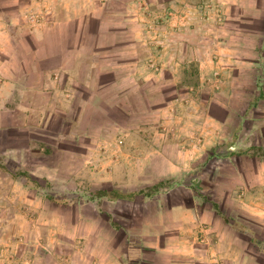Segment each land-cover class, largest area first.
I'll list each match as a JSON object with an SVG mask.
<instances>
[{
    "label": "rangeland",
    "instance_id": "1",
    "mask_svg": "<svg viewBox=\"0 0 264 264\" xmlns=\"http://www.w3.org/2000/svg\"><path fill=\"white\" fill-rule=\"evenodd\" d=\"M64 1L0 7V66L9 51L5 20L17 23L19 47L34 31L50 40ZM188 1L212 24L206 30L264 25V0ZM147 15L149 40L163 39V17L151 9ZM193 43L203 59L217 48L207 39ZM140 46L147 53L141 61L131 49L120 59L118 100L111 90L88 103L81 93L72 100L60 92L56 102H30L28 94L19 108L16 94L4 97L0 164L30 175L39 188L0 170V264H264V151L255 146L259 139L241 135L264 131V109L252 99L257 86H248L246 94L255 93L245 99L247 78L235 74L242 94L229 102L223 75L201 79L198 59L169 61L162 44ZM6 77L0 70V86ZM258 78L262 89L264 74ZM244 116L257 118L244 123ZM105 190L125 198H99Z\"/></svg>",
    "mask_w": 264,
    "mask_h": 264
},
{
    "label": "crops",
    "instance_id": "2",
    "mask_svg": "<svg viewBox=\"0 0 264 264\" xmlns=\"http://www.w3.org/2000/svg\"><path fill=\"white\" fill-rule=\"evenodd\" d=\"M179 1L177 5L174 0H65L63 5H59L57 18H54L50 28L53 29V37L49 40V35L34 31L31 32L32 36L28 37L29 43L19 41L23 44L20 47L16 43L13 35L15 30L12 27L17 23L14 19L5 20V26L10 28V35L5 38L9 51L5 54V63L0 66V70L8 77L0 86V107L6 98L13 100L15 94V99L20 98L19 108L23 107V97L28 94L31 95L30 102L39 99L43 102H56L60 92L71 93L68 97L72 100L77 98V93H81L78 99L88 103L95 98L104 101L105 93L111 90L117 94L114 98L118 100V93L122 90L120 78H117L122 77V72H117V67H121L119 63H122L120 59L124 60L125 53L131 49L132 54L136 55L135 59L141 61L147 53L141 50L140 45H145L148 41L156 45L162 44L164 50L161 52L169 61L198 59L201 79L213 75L214 72L223 75L221 90L222 93H228L229 102H232L236 92L242 94L238 90L241 82L234 83L233 76L238 74L241 79L247 78L246 83H243V97L249 99L253 96L252 93L257 92V96L252 99L258 100V107L264 109V104H261L264 103V86L261 84L263 88H258L260 85L256 82L258 76L264 74V25L257 26L252 21L240 25L233 22L231 25L227 24L230 26L228 33L224 29L226 27L221 30H214V27L212 30H206L203 27L212 24L202 19L200 8L191 1ZM1 6L15 5L13 0H0ZM150 9L154 14L163 17V23L157 25V30L162 31L165 36L153 42L150 40H155V37H150L148 32V29L152 28L153 20L147 15ZM198 39L210 40L217 47L208 52L206 59L200 58L204 56L201 50L192 49L195 44L193 42ZM0 44L3 43L0 41ZM15 44L18 46L16 50L13 47ZM108 56H111L109 64ZM114 60L116 61L113 62ZM138 61L136 65L139 64ZM31 75L36 81L30 83L26 79ZM48 75L49 77H46ZM108 77H116L117 80L113 85H107ZM224 85L228 87L224 88ZM256 86L255 92L253 90L246 94L247 88L254 89ZM113 93L111 95H114ZM8 95L9 97L4 99ZM25 100L28 99L25 97ZM249 106L255 107L252 103ZM244 117V123L250 122L248 117L252 118L251 120L257 118ZM261 124L264 125L263 120ZM220 125L221 123H217V127ZM237 133L239 132L234 133V136ZM242 134L247 138L259 139L260 143L255 146L264 151L263 130L248 134L246 130ZM215 261L217 260L207 261L206 264H216Z\"/></svg>",
    "mask_w": 264,
    "mask_h": 264
},
{
    "label": "trees",
    "instance_id": "3",
    "mask_svg": "<svg viewBox=\"0 0 264 264\" xmlns=\"http://www.w3.org/2000/svg\"><path fill=\"white\" fill-rule=\"evenodd\" d=\"M0 170H6L7 172L9 171L4 165L0 164ZM11 172V171H9ZM11 176L15 179V180H19V179H23L25 180V185L31 188H35L38 189L39 185L37 182H35L34 180L31 179L30 175L28 174H24V173H18L16 171H14L13 173L11 172ZM114 195V198H125L124 195H121L120 193L116 192V191H99L97 192V196H99V198H103V197H108ZM50 201H54L53 198H49ZM215 208L218 209V206L215 205ZM218 214L223 218V220L225 221V223L230 224V220L228 217H225L224 215H222L220 212H218Z\"/></svg>",
    "mask_w": 264,
    "mask_h": 264
}]
</instances>
